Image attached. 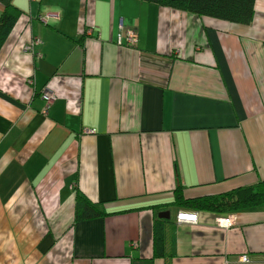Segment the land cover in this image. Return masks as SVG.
<instances>
[{
  "label": "crops",
  "instance_id": "obj_1",
  "mask_svg": "<svg viewBox=\"0 0 264 264\" xmlns=\"http://www.w3.org/2000/svg\"><path fill=\"white\" fill-rule=\"evenodd\" d=\"M11 2L0 264H264V206L234 212L228 229L209 211L177 224L174 208L164 255L152 244V206L176 186L197 197L264 178V0L249 24L140 0ZM50 11L58 18L38 17ZM127 32L136 42L119 45ZM33 38L38 56L23 49ZM75 185L124 211L73 223Z\"/></svg>",
  "mask_w": 264,
  "mask_h": 264
},
{
  "label": "trees",
  "instance_id": "obj_2",
  "mask_svg": "<svg viewBox=\"0 0 264 264\" xmlns=\"http://www.w3.org/2000/svg\"><path fill=\"white\" fill-rule=\"evenodd\" d=\"M140 1L167 6L176 11L191 13L198 17H209L239 24H249L252 21L255 2V0ZM0 2L2 3V12L0 14L1 48L15 21L20 16L21 10L17 8L11 2V0H0ZM119 34L122 35L121 44L131 45V43L128 42L126 38V33ZM51 103H45V112L47 111ZM182 191L183 186L178 185L172 190V200L167 203V205L156 204L152 206V244L154 256H162L165 253L164 223L169 222L170 218H158L157 215L158 212L167 210L169 206L181 210L209 211L215 213V216L226 215L228 213H234L264 206V178L252 184L238 186L232 188L231 190L211 195L184 197ZM112 202L113 200L93 201L84 193H82L81 190H79V187L75 185L73 223L83 220L104 218L106 216L121 213L122 211H124V209L110 210L107 205Z\"/></svg>",
  "mask_w": 264,
  "mask_h": 264
},
{
  "label": "built area",
  "instance_id": "obj_3",
  "mask_svg": "<svg viewBox=\"0 0 264 264\" xmlns=\"http://www.w3.org/2000/svg\"><path fill=\"white\" fill-rule=\"evenodd\" d=\"M38 17L44 20L45 22H47L48 20H51V19H57L58 13L50 11V12H46L44 15L39 14ZM121 38H122V35L119 34L117 37V43L119 45L121 44ZM126 38L128 42H130L131 44L134 43L136 40V36L132 32H127ZM39 42L40 41L38 38H33L30 42L24 45L23 49L26 52H29L33 55L38 56L40 54L35 53L34 48H35V45L38 44ZM28 82L30 84H33L32 79H29ZM41 98L45 101V103L49 104L53 101L54 94L50 91V89L44 88L43 91L41 92ZM234 220H235L234 213H228L226 215H217L215 216V219H214L215 225L223 229H228L230 226L234 225ZM175 221L177 224H195L197 223V213L190 212V211H178L175 216ZM238 261L241 263H248L249 257L247 256V254H241L238 257Z\"/></svg>",
  "mask_w": 264,
  "mask_h": 264
},
{
  "label": "water",
  "instance_id": "obj_4",
  "mask_svg": "<svg viewBox=\"0 0 264 264\" xmlns=\"http://www.w3.org/2000/svg\"><path fill=\"white\" fill-rule=\"evenodd\" d=\"M158 218H163V219H169L170 218V211L169 210H162L158 212Z\"/></svg>",
  "mask_w": 264,
  "mask_h": 264
},
{
  "label": "rangeland",
  "instance_id": "obj_5",
  "mask_svg": "<svg viewBox=\"0 0 264 264\" xmlns=\"http://www.w3.org/2000/svg\"><path fill=\"white\" fill-rule=\"evenodd\" d=\"M169 209H170V210H169ZM169 209H167V210L171 211V216L174 217V214H175V210H174V208H169Z\"/></svg>",
  "mask_w": 264,
  "mask_h": 264
},
{
  "label": "clouds",
  "instance_id": "obj_6",
  "mask_svg": "<svg viewBox=\"0 0 264 264\" xmlns=\"http://www.w3.org/2000/svg\"><path fill=\"white\" fill-rule=\"evenodd\" d=\"M180 211H190V212H196L197 213V211H191V210H180ZM176 216V215H175ZM176 222V221H175Z\"/></svg>",
  "mask_w": 264,
  "mask_h": 264
}]
</instances>
